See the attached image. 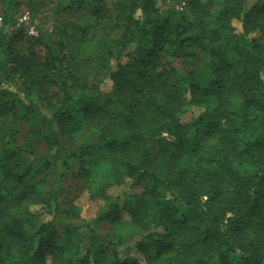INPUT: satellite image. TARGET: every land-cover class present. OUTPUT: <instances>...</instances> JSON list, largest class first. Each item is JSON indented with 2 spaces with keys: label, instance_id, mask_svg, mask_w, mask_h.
I'll return each instance as SVG.
<instances>
[{
  "label": "trees",
  "instance_id": "1",
  "mask_svg": "<svg viewBox=\"0 0 264 264\" xmlns=\"http://www.w3.org/2000/svg\"><path fill=\"white\" fill-rule=\"evenodd\" d=\"M46 1L41 20L37 0H0V264H264V0ZM23 5L37 37L13 31ZM65 141L104 202L90 222L43 193Z\"/></svg>",
  "mask_w": 264,
  "mask_h": 264
},
{
  "label": "rangeland",
  "instance_id": "2",
  "mask_svg": "<svg viewBox=\"0 0 264 264\" xmlns=\"http://www.w3.org/2000/svg\"><path fill=\"white\" fill-rule=\"evenodd\" d=\"M103 3L104 2H112L115 0H100ZM173 6L179 10V11H185L186 9V0H173ZM257 0H247V7L251 6L254 2ZM92 7L91 8H98L99 0H92ZM37 9L39 10V18L43 20L44 18L50 16V5L47 4L46 0H37ZM221 8V4L218 3V1L215 2V8L214 13L217 14L219 9ZM68 30H70L73 26H75L73 32L77 35L81 33V29L90 26V24L93 22V19L90 17V14L87 10H80L79 7H75L73 12L66 15L63 20L61 21ZM211 26L214 25L213 20L209 21ZM39 20L35 21L32 19L31 13L28 11V9L23 5L17 15V23L15 26V29L13 31L23 30L24 33H26L30 37H37L38 36V27H39ZM2 25V19L0 17V27ZM235 26L238 27L239 30H241V25L238 23H235ZM79 30H77V28ZM81 28V29H80ZM162 65L165 67H173L177 70V72L181 75L189 73L191 69L194 68L193 65H191L189 62H186L183 59H177L173 56L172 51L165 52L163 54L162 58ZM109 82L107 81L104 85L105 88L109 87ZM104 88V89H105ZM202 110L192 107L187 111V113L183 117L184 122H189L192 119L198 117L201 114ZM64 147L68 150L70 148V142L65 141ZM71 152L68 150L65 154L64 158L68 160L69 164L66 168H64V176L61 179V182H53L49 186H46L45 190H43V193L47 196H51L55 194V191H59V198L62 202H67L70 200H76L78 205L81 207V219L84 222H90L94 220L101 208L104 205V202L101 200H90L88 195L85 194V188L86 185L83 181H81L78 178V169L76 168L74 161L72 160ZM143 189L142 187H139L137 189H134V191H131L133 193L135 192H141ZM186 212V211H184ZM46 217L43 218L45 220ZM111 227L109 224H102L98 227V230L102 233H108L110 231ZM90 231H92V228L86 229L85 233L87 235L90 234ZM60 232L64 233V225L60 226ZM87 247L89 248V241ZM125 250V249H124ZM136 255L135 251H131V254Z\"/></svg>",
  "mask_w": 264,
  "mask_h": 264
}]
</instances>
